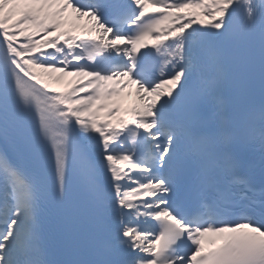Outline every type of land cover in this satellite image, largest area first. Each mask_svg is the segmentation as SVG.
<instances>
[{"label":"bare ground","instance_id":"1","mask_svg":"<svg viewBox=\"0 0 264 264\" xmlns=\"http://www.w3.org/2000/svg\"><path fill=\"white\" fill-rule=\"evenodd\" d=\"M143 1L144 5L138 6L139 10H143L145 6H149L154 2ZM184 2L186 1L178 3L176 6L180 8ZM236 2L237 0H230L228 4L215 10L214 2L209 5L202 0H191L184 5L185 10L183 12L178 11L173 23L175 26L179 25V27H175L176 29H185L194 33L202 31L212 34L220 30L225 24V20L229 17ZM58 3L57 0H39L36 9L44 5L45 9L51 10V15L39 13V17H43L42 22L39 24L43 26V31L25 42L15 38L17 36L15 33L16 29L13 27V18L1 21L0 43L18 68L45 96L59 99L57 106L62 108L64 101H67L68 92L74 79L78 77L81 67H83L79 60L85 58L82 54V46L87 43H81L80 38H98L109 45L108 37L114 29L106 28L89 11L76 10L68 0H60V3L64 6L63 11L58 7ZM179 8L175 7L176 10ZM212 9L213 11H211ZM31 11L32 9H30ZM54 17H59L60 19L58 18L59 20H57ZM125 44L124 41H120L118 44L113 45L115 47L117 45L120 48L121 45L125 47ZM49 46H51V50L48 48ZM135 64L131 63L129 65L133 67ZM127 75L128 73L124 71L123 77L112 78L110 76L102 77L97 75L96 72H92L91 76L93 78H98V80L106 78L105 85H100L97 82L94 84L97 93L94 99L95 107L98 109L104 106V111L99 113V116L85 118L84 121L75 120L71 112L67 110L62 115L67 123L79 134L83 146L101 175V183L105 187L110 201L109 215H113L110 221V228L115 247L122 253L137 256L140 253L146 254V245L151 244L152 252L150 258L153 261L155 258L153 249L156 247L158 234L150 230L148 224L145 225V220L165 212L164 201L163 199L161 200V195L162 193L164 194L163 184L159 175H156L158 170L155 169L154 165L151 167V173L144 174L143 171L133 166L129 155L125 154L119 140V136L124 131V128L120 125V118L121 116L125 117L130 123L136 125L138 120L149 117L151 114L144 107L146 105L145 102H150L153 97L159 99L172 93L184 74L160 81L155 85V90L151 93L140 81L135 80H133L134 86L132 88L121 90L118 82H122ZM127 92L129 93L126 95ZM107 97H109V101H106L104 105L98 103V101H104ZM111 113H119L121 115L117 126L105 125L102 135H100V132L96 134L93 130L91 131L90 127H92L93 123H106ZM79 125H85L89 127V130L81 134L77 130ZM120 155L124 158V162L127 165L115 163L116 157ZM126 173L136 176V181L139 183L134 188L133 196L122 195V191L127 185L122 182V176ZM110 176L115 178L112 183L109 182ZM24 191L28 198L26 204L30 207L31 193L26 188H24ZM137 209H139L138 212L133 215V212ZM128 210L131 211L130 214H128ZM124 219H130L127 230L122 229ZM33 221L34 214L31 206L28 221L20 224L23 231L26 232L24 244L21 248L10 245L11 254H19L17 257H21L24 250L32 247L34 244ZM138 228H144L148 232V236L146 237L145 234L139 235L136 230ZM225 229L226 227L214 230L209 228L193 230L191 228L190 231H186L181 235V240L174 246L176 249H180L179 245L189 244L193 248L192 250L202 249L203 247L210 248L222 240V234ZM134 239H136L135 243L131 244ZM176 254L174 251L166 253L165 260H168V264H174L178 260L179 257Z\"/></svg>","mask_w":264,"mask_h":264},{"label":"rangeland","instance_id":"2","mask_svg":"<svg viewBox=\"0 0 264 264\" xmlns=\"http://www.w3.org/2000/svg\"><path fill=\"white\" fill-rule=\"evenodd\" d=\"M59 3L57 4L58 7L61 8V11L64 10V6L60 3V0H57ZM216 2L215 5H225L228 4L229 0H211ZM39 0H0V22L6 19L13 18V24L16 36L20 38L22 42L28 41L29 38L35 37L37 34L41 33L43 31V26H40L39 24L41 22H37L39 13L42 14H48L51 15V10L45 9L44 5H41L39 9H36L38 5ZM30 9L32 11L30 12ZM59 17L54 19H58ZM46 28V26H45ZM123 54V53H122ZM123 59L125 62V56L123 55ZM128 66H122L120 69L115 70L116 72H113L111 75L113 76H121L123 77L122 71H127ZM118 71V72H117ZM89 75H86L85 77L81 78V76L74 79L72 86L69 89L67 101L70 106V109L72 110V113L76 116L77 119L85 120V118H91L99 116V113H102L104 111V106H101L100 108L96 109L95 102L93 101L96 98V90L92 88L91 84L93 81H91V84L89 83ZM103 81V78L102 80ZM100 81V82H101ZM84 82H87L88 84H85ZM100 84H103L100 83ZM120 89H130L134 86V82L130 78V76H126L125 79L122 82H119ZM151 92L155 90L154 87L151 89H148ZM129 92L126 93V95ZM131 97V96H129ZM92 99V100H91ZM106 101H109V97L105 98L104 101H98V103H101L102 105L105 104ZM146 105H144L147 110L153 111V103H154V97L150 102H145ZM80 111L83 112L82 118H80ZM111 119L112 124L117 125L118 124V116L113 115ZM138 124H141L145 127H148L150 129H154V123L153 119L146 118L144 120H141L138 122ZM102 123H93V128L96 130L98 127H100ZM81 131L85 132L87 131V128L79 127ZM89 130V127H88ZM12 200V214L10 218V223L13 220L15 224V228L13 227L14 231H12V235L14 238H16V241L19 240V234L22 232V228L20 224H23L26 220V217L29 215L27 208L25 205L20 203L19 200H16L14 197L11 198ZM11 205V204H10ZM12 221V222H13ZM12 229V230H13ZM18 234V235H17ZM147 261L144 259L139 261L138 264H146Z\"/></svg>","mask_w":264,"mask_h":264}]
</instances>
